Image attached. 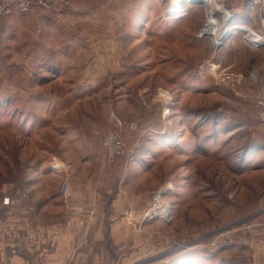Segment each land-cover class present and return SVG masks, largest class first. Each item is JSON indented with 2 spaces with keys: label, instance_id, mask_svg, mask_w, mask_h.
I'll list each match as a JSON object with an SVG mask.
<instances>
[{
  "label": "rangeland",
  "instance_id": "374dc122",
  "mask_svg": "<svg viewBox=\"0 0 264 264\" xmlns=\"http://www.w3.org/2000/svg\"><path fill=\"white\" fill-rule=\"evenodd\" d=\"M69 1L63 13L0 18V222L30 200L28 185L49 193L67 178L79 198L110 165L104 136L121 128L125 156L110 166L131 205L98 264H264V48L238 28L215 50L201 35L205 0L176 16V0ZM165 189L172 215L147 220ZM71 196H59L68 218L94 215Z\"/></svg>",
  "mask_w": 264,
  "mask_h": 264
},
{
  "label": "crops",
  "instance_id": "0c3cea01",
  "mask_svg": "<svg viewBox=\"0 0 264 264\" xmlns=\"http://www.w3.org/2000/svg\"><path fill=\"white\" fill-rule=\"evenodd\" d=\"M250 1L225 0L224 4L231 14L230 26H242L245 28L244 33L263 35L264 30L257 21V16L264 15V5H256L252 10L248 5ZM18 14L22 13H13L14 16ZM218 18L222 32V28L229 24L223 18ZM238 32L240 33L239 30ZM211 42L213 45L214 38H211ZM214 48L220 49L218 45H214ZM118 168L119 165H107L103 169H96L91 179L86 177V182L80 185L79 198L74 191L71 196L72 205L84 206L94 211L93 216L83 219L68 218L65 215L59 197L60 187H53L49 193L43 192L42 187L38 186L28 185L23 188V193L28 194L30 200H16V218L5 217L0 222V264L100 263L107 239L120 245V226L118 227L116 218L122 209L126 210L131 205L130 199L120 189L123 182ZM94 176L97 178L94 179ZM101 176L114 177L111 189L103 187L105 179H100ZM12 221L15 222V227L10 226Z\"/></svg>",
  "mask_w": 264,
  "mask_h": 264
},
{
  "label": "built area",
  "instance_id": "2783aa9c",
  "mask_svg": "<svg viewBox=\"0 0 264 264\" xmlns=\"http://www.w3.org/2000/svg\"><path fill=\"white\" fill-rule=\"evenodd\" d=\"M196 1H202V0H193L192 2L195 3ZM220 3L223 4L224 0H222V2L220 0ZM70 5L71 3L69 0H0V18L10 17L13 15L15 11H18L19 13L22 14H27L35 9H42L55 13H63L69 10ZM184 5L185 4L181 3L182 9ZM248 5L252 10H254L256 5L263 6L264 0H251L248 3ZM220 7L223 10L221 12L224 13V22L226 23L227 21L230 20L231 14L229 13L228 10L224 8L223 5H220ZM210 17H213V19L216 20V22L218 23V20L214 17L213 13L209 14L208 21L211 20ZM257 21L261 24L264 30V15H258ZM207 29H208V25H206L204 30H202L201 32L202 36L211 35V33H209ZM243 30L245 31V29ZM250 34H252L257 41L253 43V41H250L249 38L246 36V40L248 44L257 51L262 50L264 48V34L263 35L257 34L255 32H251ZM218 71L221 73L222 71L221 67L218 68L216 74L218 73ZM261 80H262L261 81L262 84L261 87L259 88L255 101L257 107L260 109L259 118L262 121H264V72L262 73ZM102 145L105 154V161L107 164L110 165L115 164L119 158L125 156L126 145L123 140V134L121 128H117L109 131L104 136L102 140ZM52 169L58 172L61 171L65 172L69 170V166L64 167V165L62 164H52ZM60 193L65 202L69 200L71 196V185L67 178L64 179V181L61 184ZM165 196H166V192L164 191H160L153 196V205H155V210L152 212H148V214L146 215L147 220L166 221V219H168L170 215H172L173 208L169 203L164 202ZM10 202L11 201L9 198H5L3 200V205H9ZM86 212L87 211L82 208L68 209V214L70 216H79L85 214Z\"/></svg>",
  "mask_w": 264,
  "mask_h": 264
},
{
  "label": "bare ground",
  "instance_id": "6f19581e",
  "mask_svg": "<svg viewBox=\"0 0 264 264\" xmlns=\"http://www.w3.org/2000/svg\"><path fill=\"white\" fill-rule=\"evenodd\" d=\"M177 1V5H176V8L175 10H173L170 14L171 15H180V14H184V11L186 10L185 7H181V3L182 4H189V3H193L192 1L193 0H176ZM175 2V1H174ZM205 5L207 6V10L209 11V14H212L214 11H223L222 8L219 6L216 5L215 3V0H205ZM175 11V12H174ZM211 20L208 24V32L211 33V35H213V37L215 38V43L214 45H218L219 46H222L224 42H226V40L229 39V36L233 33L235 34L237 29H241L242 31H244L242 26H233L231 27L230 25H228L227 27L225 28H222V32H220V26H219V23L216 22V20L213 19V17H210ZM249 30V29H248ZM249 38L250 41H253V43H255V41H257L252 34H248L247 36ZM172 188V186H170L168 189ZM165 192H167V190L165 189Z\"/></svg>",
  "mask_w": 264,
  "mask_h": 264
},
{
  "label": "water",
  "instance_id": "95a60500",
  "mask_svg": "<svg viewBox=\"0 0 264 264\" xmlns=\"http://www.w3.org/2000/svg\"><path fill=\"white\" fill-rule=\"evenodd\" d=\"M200 3H202V2L200 1Z\"/></svg>",
  "mask_w": 264,
  "mask_h": 264
}]
</instances>
